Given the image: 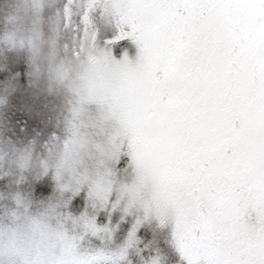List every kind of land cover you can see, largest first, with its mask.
Wrapping results in <instances>:
<instances>
[{
  "label": "snow or ice",
  "instance_id": "6c2138e0",
  "mask_svg": "<svg viewBox=\"0 0 264 264\" xmlns=\"http://www.w3.org/2000/svg\"><path fill=\"white\" fill-rule=\"evenodd\" d=\"M76 6L48 74L0 43V105L69 94L67 137L0 152V264H264V0Z\"/></svg>",
  "mask_w": 264,
  "mask_h": 264
},
{
  "label": "rangeland",
  "instance_id": "374dc122",
  "mask_svg": "<svg viewBox=\"0 0 264 264\" xmlns=\"http://www.w3.org/2000/svg\"><path fill=\"white\" fill-rule=\"evenodd\" d=\"M34 2L35 0H0V43L12 42L17 50L24 51L25 56L29 54L34 64L45 74H48L50 41L54 37L57 39L70 38L73 34L65 29L66 21L62 11L63 0H39V12L33 8ZM81 3L82 0H76L77 6L76 10L72 12L73 17L81 15ZM102 20H105L102 14L95 10L88 13V27L92 25L94 28L91 27V29L101 40L109 35V31L104 33L103 30H100L99 24ZM94 24L96 25L94 26ZM9 51L11 49L0 46V61L7 59ZM52 79H55L59 84L55 71L52 73ZM46 81L48 85L49 83L50 85L54 84L55 87H44L49 90L46 96L36 99L25 92L20 95L19 99L10 100L13 103L12 107L15 109L14 113L18 117L28 118H18L22 122H29L35 116L38 120L37 125L46 126L49 129L56 126L58 117H61L62 124L67 128L69 94L64 86L60 85L61 88L58 90V84L52 82L51 79ZM58 92H60V96L57 94ZM94 114L97 115L95 105L90 106L85 115L93 117ZM82 118L84 119V116ZM7 123L9 122L7 121ZM20 224L19 226L25 233L30 231V222L21 220ZM38 238L39 232L37 231Z\"/></svg>",
  "mask_w": 264,
  "mask_h": 264
},
{
  "label": "trees",
  "instance_id": "16d2710c",
  "mask_svg": "<svg viewBox=\"0 0 264 264\" xmlns=\"http://www.w3.org/2000/svg\"><path fill=\"white\" fill-rule=\"evenodd\" d=\"M95 25L96 24H94V26ZM91 27L93 26L91 25ZM53 71H55V69L51 71L50 79L55 84H58L55 79H52ZM46 80L47 78L45 81H43V87L55 88L54 84L50 85L49 83L48 85ZM60 88L61 87L59 85L58 90H60ZM57 94L60 96V92ZM10 100L11 99L7 100L5 104L0 105V152L7 153L8 155V162L4 165L3 171H9L11 164L15 161L17 152L19 150L27 147L30 149V151H36L39 144L46 142V134L47 136H55L57 138L67 137L69 135L68 128H65L64 124H62L63 122H61V117H58L57 125L50 127V129L42 125H36L29 129V122H22L20 119H18L16 113H14L15 109L12 107L13 103H11ZM15 107H17V105H15ZM62 113L63 111L60 113L61 116ZM95 117V114L93 117L84 115V119L82 118V120L84 122H88L90 119H94ZM7 121L9 123H7ZM12 170L14 171V169ZM10 186L15 187L14 184L6 185L5 187L7 189Z\"/></svg>",
  "mask_w": 264,
  "mask_h": 264
},
{
  "label": "flooded vegetation",
  "instance_id": "af4514ba",
  "mask_svg": "<svg viewBox=\"0 0 264 264\" xmlns=\"http://www.w3.org/2000/svg\"><path fill=\"white\" fill-rule=\"evenodd\" d=\"M100 22H101V24H99L100 30H103L104 33L109 31V29L107 28V22L105 20H102Z\"/></svg>",
  "mask_w": 264,
  "mask_h": 264
}]
</instances>
